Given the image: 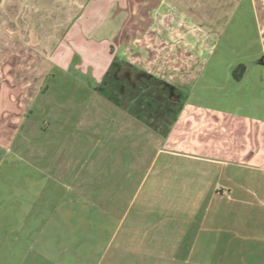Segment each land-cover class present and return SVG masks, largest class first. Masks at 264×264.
Here are the masks:
<instances>
[{"label": "crops", "instance_id": "crops-1", "mask_svg": "<svg viewBox=\"0 0 264 264\" xmlns=\"http://www.w3.org/2000/svg\"><path fill=\"white\" fill-rule=\"evenodd\" d=\"M24 8L2 9L0 38L15 48L34 41L52 64L47 78L74 65L93 82L80 86V101H62L54 85L34 90L45 102L36 98L18 117L24 132L48 133V151L33 144L31 152L77 192L125 208L118 226L135 216L134 231L158 248L127 250L131 264H264V115L239 96L243 87L260 96L251 75L264 67V0H29ZM44 12L56 13L44 29L18 17ZM259 44L261 56L233 57ZM119 198L126 205H114Z\"/></svg>", "mask_w": 264, "mask_h": 264}, {"label": "rangeland", "instance_id": "rangeland-1", "mask_svg": "<svg viewBox=\"0 0 264 264\" xmlns=\"http://www.w3.org/2000/svg\"><path fill=\"white\" fill-rule=\"evenodd\" d=\"M26 1L29 0H0V20L2 9L12 11L16 7L24 12ZM43 3L41 8L45 7L46 3ZM30 14L18 17L40 27L33 26L35 32L44 29L42 26L46 25V21L50 22L52 16L56 15L52 13L47 17L45 13L40 17ZM9 15L4 17L7 24L13 20V15L10 17ZM11 42L16 41L10 36L0 38L2 50L0 264H131L134 258L128 255L127 250L147 247L157 249L158 242H143V232L138 229V232L134 231L138 224L132 223L135 219L132 213L128 217L126 213L118 226L125 208L112 209L110 204L95 202L93 198L77 192L72 179L59 178L60 176H56L59 175L57 171L54 174L52 169L48 170L46 167L48 157L39 161L37 156L33 155L31 152L33 144L35 147L40 144L45 148L44 152L48 151V140L45 138L48 137L46 135L48 133L45 130L24 132L23 118L18 115L20 111L27 113L36 98L38 102L41 100L45 102V97L42 98V95L37 97V91L34 90L45 88L48 84L54 85V88L51 86L53 92L62 101L67 99L80 101L79 96L82 93L80 86L85 84L88 89L89 83L93 82L82 81V76L74 65L67 71V77L56 68L54 71L56 79L53 80L54 76L47 78L44 72L52 68V64L46 62L43 56H39L40 54L29 46L34 41L30 40L27 46L24 44L21 46L19 42V48H15ZM36 54L44 60H40ZM249 55L261 56V44L249 50L244 48L233 57L247 59ZM261 74L264 79V67L260 66L256 67L251 75L252 79L258 78L257 94L259 92L260 96L252 98L245 96L251 94L249 87H243L239 91V96L248 104L247 109L258 115H264V80H261ZM28 75L33 77L30 79ZM17 84L20 86H16ZM23 87L28 90L21 96ZM253 88L256 90L254 86ZM43 115L41 120L46 118V115ZM73 163L75 162L72 160L68 161V172L74 169ZM113 204L126 205L120 198ZM129 222L132 223L131 226ZM136 222L142 225L143 221ZM129 237H133V240Z\"/></svg>", "mask_w": 264, "mask_h": 264}, {"label": "trees", "instance_id": "trees-1", "mask_svg": "<svg viewBox=\"0 0 264 264\" xmlns=\"http://www.w3.org/2000/svg\"><path fill=\"white\" fill-rule=\"evenodd\" d=\"M239 68H243V66H240Z\"/></svg>", "mask_w": 264, "mask_h": 264}]
</instances>
